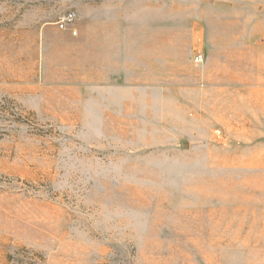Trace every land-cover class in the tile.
<instances>
[{"label": "rangeland", "instance_id": "374dc122", "mask_svg": "<svg viewBox=\"0 0 264 264\" xmlns=\"http://www.w3.org/2000/svg\"><path fill=\"white\" fill-rule=\"evenodd\" d=\"M0 264H264V0H0Z\"/></svg>", "mask_w": 264, "mask_h": 264}, {"label": "built area", "instance_id": "2783aa9c", "mask_svg": "<svg viewBox=\"0 0 264 264\" xmlns=\"http://www.w3.org/2000/svg\"><path fill=\"white\" fill-rule=\"evenodd\" d=\"M76 13L72 10L61 13L55 20V25L58 29L66 30L71 36L77 35V30L74 27ZM202 59V55L198 54L194 58V62L198 63Z\"/></svg>", "mask_w": 264, "mask_h": 264}]
</instances>
